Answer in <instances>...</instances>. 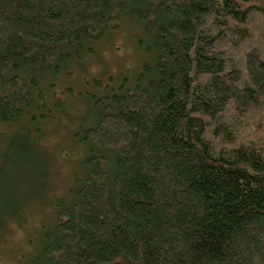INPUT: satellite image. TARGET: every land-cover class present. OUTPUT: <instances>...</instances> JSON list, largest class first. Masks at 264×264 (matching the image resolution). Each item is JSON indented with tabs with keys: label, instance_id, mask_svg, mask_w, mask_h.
I'll use <instances>...</instances> for the list:
<instances>
[{
	"label": "trees",
	"instance_id": "1",
	"mask_svg": "<svg viewBox=\"0 0 264 264\" xmlns=\"http://www.w3.org/2000/svg\"><path fill=\"white\" fill-rule=\"evenodd\" d=\"M125 18L152 59L82 93L84 173L33 264H264V0H0V122L30 124L4 144L0 178L45 166L48 100L64 111L75 92L41 82Z\"/></svg>",
	"mask_w": 264,
	"mask_h": 264
},
{
	"label": "rangeland",
	"instance_id": "2",
	"mask_svg": "<svg viewBox=\"0 0 264 264\" xmlns=\"http://www.w3.org/2000/svg\"><path fill=\"white\" fill-rule=\"evenodd\" d=\"M148 40L140 25L125 18L119 31L91 45L94 53L85 55L80 64H70L68 72L58 79L47 78L41 82L46 90L51 81L58 88L70 87L75 96L69 100L72 108L64 111L56 109L48 100L51 119L41 125L43 131L37 134L41 136L44 133L40 145L51 158L50 166L43 154L45 166L41 168L19 172L7 170L14 182L10 186L0 178V264H33L39 258L43 233L53 226L55 204L60 199L67 202L73 199L74 175L84 173L80 164L87 150L81 145L77 133L79 121L85 117L79 113L89 112L88 101L82 93L106 94L105 90L93 84L96 78L104 83L110 82L115 89L121 86L123 79L127 83L136 78L142 65L152 59L144 50L148 47ZM109 78H112L111 81ZM70 115L73 119L68 121ZM90 116L85 122L86 127L92 126ZM20 124L5 125L0 122V156L4 144L14 138L16 131L30 125L26 119ZM4 173L2 170L0 175ZM4 214L16 217L2 219Z\"/></svg>",
	"mask_w": 264,
	"mask_h": 264
}]
</instances>
